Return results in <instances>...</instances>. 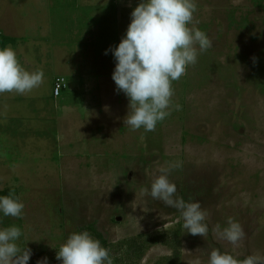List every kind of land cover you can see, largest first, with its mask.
<instances>
[{
    "label": "rangeland",
    "instance_id": "1",
    "mask_svg": "<svg viewBox=\"0 0 264 264\" xmlns=\"http://www.w3.org/2000/svg\"><path fill=\"white\" fill-rule=\"evenodd\" d=\"M204 1L194 0L193 23L211 33L212 46L172 82L170 115L145 132L124 125L129 101L116 91L115 61L105 54L140 0H0V48L44 74L38 88L12 92L16 98L7 101L16 104L0 99V191L24 204L22 217H2L0 227L21 228L19 243L32 251L28 264L43 257L60 264L56 251L73 231L105 245L113 264H177V255L180 264H206L213 248L238 259L264 255V45L237 42L235 29L229 34L235 14L238 23L261 20L264 40V4ZM57 76L67 86L54 105ZM48 104L47 114L37 112ZM31 111L41 121H30ZM177 162L168 179L176 196L206 211L204 237L141 192L160 167ZM228 217L245 233L239 246L214 232Z\"/></svg>",
    "mask_w": 264,
    "mask_h": 264
},
{
    "label": "clouds",
    "instance_id": "2",
    "mask_svg": "<svg viewBox=\"0 0 264 264\" xmlns=\"http://www.w3.org/2000/svg\"><path fill=\"white\" fill-rule=\"evenodd\" d=\"M195 10L194 0H140L130 13V23L119 43L105 50L106 55L111 52L115 61L111 79L116 91L123 92L129 101L124 125L131 130L154 131L157 123L170 115L172 82L185 74L187 66L196 63L198 52L212 46L206 33L193 23ZM43 76L42 70H26L12 48H0V94L28 93L43 83ZM179 166L177 162L169 168L160 167L150 186L141 192L177 210L184 230L204 237L208 234L206 211L198 200L186 201L176 196V186L168 179L170 168ZM23 208V202L11 193L0 195V218H20ZM214 232L233 246H239L245 235L232 217L227 218L223 228L217 224ZM23 235L16 225L0 227V264H28L32 251L26 245L21 247ZM55 258L60 264H113L108 249L87 231L70 232ZM36 264H48V258L43 257ZM206 264H264V255L238 259L213 248Z\"/></svg>",
    "mask_w": 264,
    "mask_h": 264
},
{
    "label": "crops",
    "instance_id": "3",
    "mask_svg": "<svg viewBox=\"0 0 264 264\" xmlns=\"http://www.w3.org/2000/svg\"><path fill=\"white\" fill-rule=\"evenodd\" d=\"M25 1L26 0H24V2ZM260 1L261 0H257L256 3L259 4ZM262 1H263V4H264V0H262ZM207 2H208V4H207ZM256 3L254 4V7H261V6H258V4H256ZM206 5H207V7H210V0H205L204 1L203 7H205ZM225 5H226V3H222L221 4V7H224ZM27 11H29V10L27 9ZM26 12L23 11L22 15L25 14ZM232 15H231V19L232 20L231 19L229 20V26L231 27V30L229 31V34L232 35V32L235 29L236 32H237V36H238L237 42H242V44H245V42H248L249 43V42H252L253 41L254 43H256L255 41H257L256 48L260 47L261 45H264V40H260V38H261V32H260L261 20L251 21L250 19H248L245 23L244 22L243 23H238L237 20L239 18H237V16H235V14L233 16ZM243 18L244 17H242V19ZM262 37H264V36H262ZM12 43H15V42L12 40ZM242 50L244 52H247V51H249V48H242ZM13 93H3L4 94L3 97L0 96V99H4V101L6 102V103H3V105L4 104H8V105L16 104L15 103L16 101H11V102L10 101L9 102L7 101L8 99H11V96H12V98H16L15 95H14L15 93L14 94ZM55 98H57V97H55V95H53L54 105L55 104L57 105V102H56V99ZM52 105H53V103H52ZM50 106L51 105L48 104V106L46 108H44L42 105H36V109H39V111L37 110V112H39V114H43V113H45L43 110L44 109H48ZM45 114H47V112ZM30 116H31V117H29L30 118V121L32 119H38L39 121H41L40 116L39 115H35L34 116V113L32 111L30 112Z\"/></svg>",
    "mask_w": 264,
    "mask_h": 264
},
{
    "label": "trees",
    "instance_id": "4",
    "mask_svg": "<svg viewBox=\"0 0 264 264\" xmlns=\"http://www.w3.org/2000/svg\"><path fill=\"white\" fill-rule=\"evenodd\" d=\"M213 28V27H212ZM215 31H216V29L215 28H213ZM223 35V33H221V32H219V33H214V34H212V35H215L217 38H218V40H222L223 39V37H222V35ZM224 36V35H223ZM208 37H209V39H212L211 38V33L208 35ZM53 95H54V88H53ZM61 93V92H60ZM8 194V190L6 189V190H1L0 191V195H7ZM97 234V236L99 237V239H101L102 240V242H105V239H103V237H102V234L101 233H96ZM103 247H105V245L103 246ZM139 251V250H138ZM180 255H177L176 256V262H177V264H180V261H178L179 259H178V257H179ZM180 259H181V256H180Z\"/></svg>",
    "mask_w": 264,
    "mask_h": 264
},
{
    "label": "built area",
    "instance_id": "5",
    "mask_svg": "<svg viewBox=\"0 0 264 264\" xmlns=\"http://www.w3.org/2000/svg\"><path fill=\"white\" fill-rule=\"evenodd\" d=\"M66 87V80L63 76H57L54 81V95L58 96L63 88Z\"/></svg>",
    "mask_w": 264,
    "mask_h": 264
}]
</instances>
